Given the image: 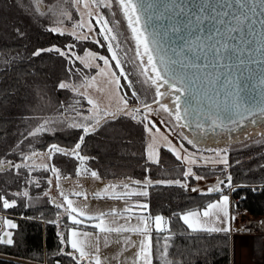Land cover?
Here are the masks:
<instances>
[{
  "label": "trees",
  "instance_id": "obj_1",
  "mask_svg": "<svg viewBox=\"0 0 264 264\" xmlns=\"http://www.w3.org/2000/svg\"><path fill=\"white\" fill-rule=\"evenodd\" d=\"M63 38L38 20L27 19L15 8L14 0H0V175H3L0 197L6 195L11 199V190L22 191L29 183L33 189H27L35 190L31 192L36 195H42L48 189L49 171L44 177V170L30 173L23 162L24 156L30 152L29 145L34 143L39 152L48 151L52 145L70 151L82 136L84 142L79 153L89 159V167L102 177L183 180L185 167L171 155L165 153L158 163L147 161L145 132L136 123L128 121L111 122L98 133L85 134L79 130L77 136L66 137L56 133L19 144L38 118L58 112L71 98L58 87L67 59L54 51L33 55ZM81 99L85 104V99ZM39 138L42 139L40 143L36 142ZM106 143L113 144L116 150H109ZM65 156L76 160L73 162L74 171H67L76 174L80 160L75 156L55 152L54 157ZM229 158L227 175L232 178L231 188L227 187V178L221 190L214 193H192L179 185L150 187L146 200L148 214L163 215L169 220L168 231L153 233L155 244L171 234L167 248L169 264H232L230 233L192 231L181 218L185 212L205 209L224 192L230 194L236 200V206L247 215L264 218V147H251L247 152L232 153ZM15 165H20L18 172ZM13 172L17 175L14 180L11 179ZM31 176L43 177L47 188L32 185ZM6 220L14 222L17 227L9 228L4 223ZM71 229L97 231L95 226L86 222L74 224L64 206L31 208L21 202L5 209L0 200V236L11 232L13 240L11 245L0 243V264H84L69 247ZM162 252L164 249L155 248L157 260L154 264H165L158 258ZM253 261L264 263L263 236L253 238Z\"/></svg>",
  "mask_w": 264,
  "mask_h": 264
},
{
  "label": "rangeland",
  "instance_id": "obj_2",
  "mask_svg": "<svg viewBox=\"0 0 264 264\" xmlns=\"http://www.w3.org/2000/svg\"><path fill=\"white\" fill-rule=\"evenodd\" d=\"M53 4H56L58 7H63L70 11L72 14V20H64L63 24H57L55 22V17H53L51 12L48 11V9ZM14 5L18 11H20L27 17V19L30 18L33 21L38 20L42 26L44 25L49 30L53 27H61L66 33H68L73 30L74 23L79 21L80 19L83 18L86 22L90 21L93 30L89 31V28L87 26L82 29H76L78 36H87V39H77L72 35L65 34L62 35L64 38L61 42L55 43L49 48L55 47L66 50V48H63V44L65 41H68L65 43V46L69 44L74 45L75 47L73 48V52L77 56L84 57L85 60L91 65L85 66V64H82L79 60H75V57H73L75 63L67 60L68 64L67 67H64L65 70L62 72L61 76L63 77V79L60 81V83L66 82L79 86L86 79L88 81H91V79L95 77V84L93 86L79 89V91L83 92L84 95H80L78 92L68 88L62 89L65 90L66 95H69L71 97L68 99L69 102L64 103V105L59 109L58 112H55L52 115H47L43 118H38V120H36L33 126L29 129V133L21 138L19 144L23 141L25 144L32 141L34 142V140L39 136H41V138L45 136L48 137L56 133H59L65 137L77 136L79 134V130L82 131L83 128L72 127V124H94V120L88 119V117L93 115V106L88 103V99L91 98L100 105L101 109H107V111L109 112L117 113L115 117L105 116V118L101 120V123L96 127L95 131H92L91 133H98L111 122H116L118 120H120V122L127 123L128 121V123H136L137 126L139 125V127L142 129V131L145 132L146 135L147 143L145 155L148 162H161L163 155L167 153L178 160V162H182L185 167L184 173L188 170V168H191L192 172L196 176L202 177V179L197 180L192 175H184L185 178L183 180H179L181 184L187 185V187L183 188L189 190L192 193L216 192H209L208 190L209 188L216 186L218 181H226L225 179L227 178L226 176H228L227 173L230 166V154L247 152L251 147H264L263 119H261L262 121H258L257 124H248L240 130L235 129L225 132H204V130H199L197 132H194L191 131L188 127H181L180 125L183 124L182 121L178 123L175 120L174 101L177 94L168 95L167 98H165L162 102V104H167L168 108L173 111L172 115H169L168 112L163 111L159 107V104L154 103V99L160 101L165 96L156 97L155 86L151 84V81H147L146 76L142 74V70L147 68L148 75L154 76V73H152L150 70L151 66L146 63L147 57L143 55V49H137V44L133 37V33L128 27L127 19L123 15V12L119 8L116 0H112L111 9L105 8L102 5L100 7H97L94 4H92L89 9H84L82 4L75 5L74 0H39V3L38 0H14ZM78 8L79 11H77ZM88 12H91V15H88ZM113 13L115 15H113ZM97 14H102L104 18L109 21L108 27L113 29L112 33L101 31L103 26L96 23ZM113 35H115L116 37L115 40L111 39V36ZM106 37H108V39H106ZM96 41H99V43H97ZM110 43L112 45L111 50H109ZM113 51L116 52L117 58L120 61L119 66H117L116 61L112 59ZM138 51L141 54L140 56L137 55ZM87 53H92L94 55L89 58L86 55ZM99 56L108 58L110 66L105 65L103 60L98 59ZM141 57H143V62ZM121 68L123 69V72H121ZM68 69H72V71L70 72ZM77 69H79V71H77ZM101 69H103L108 74L101 75ZM112 73H115V77L112 76ZM116 77H119L118 85L117 83H115ZM129 82H131V86H129ZM167 90V85L160 89L161 92H165ZM133 91L137 93V95L139 96V100L132 97ZM122 96L128 100V108L125 111L131 112L133 108H139V113L125 115L120 112L119 109L123 108V104L120 101V97ZM82 97L86 101L85 104H83V99H81ZM145 103L151 105L153 109L152 112H147L145 110L143 106ZM101 115H104V113L101 112ZM133 115L136 116V119L132 118ZM145 116H147V119H144ZM45 121H48V123L46 124V128L48 129L47 131H42L37 135H30V133L34 132L38 126H40L41 124H45ZM149 121L155 123V128H153L152 133H149L145 127V125H147L148 127H152V124H149ZM157 128L159 129L158 132L156 131ZM153 135L156 137V142L150 149L149 145L153 143ZM185 136L189 139H192L193 144H189L188 141L184 139ZM41 138L37 139L36 142L40 143L42 141ZM31 145L32 146H28L30 152L27 157H33V153H37L38 155L33 157L32 159H27V157L24 156L23 162L26 163V166L29 168L30 173L36 172V170H38L37 172L44 170V173L42 174V176L44 177V175H46L49 171V177L46 179L49 187L42 195H36L31 192L35 191L31 190L33 189V187L31 188L29 186V184L31 183H29L25 188L23 187L22 191H18L15 189L11 190L10 195L12 196V198L10 199L6 195L4 198L9 202L15 201V206L19 205L22 202L24 205L31 208L43 207L45 205H63L64 207H67V201L64 198L65 196H67L68 199H71L73 201V207H76L78 210H82L85 213H89L93 211L91 208L93 195L97 197V194H100L98 197H105L121 193L122 191H126V193H132L133 187L131 186V184L136 187H138L137 185L147 187L148 190L149 187L158 184L166 186L177 185L174 183L175 181H177L175 179H152L149 177L146 179L151 180L152 183L150 185H146L144 183L146 179L138 180L133 178H105L99 174L98 175L100 179L97 180L96 178L91 177L89 174V171H96L95 169L89 167L91 163L89 162V159H86L83 162H78V173H68L69 171H74L73 162H76L75 159L68 158L66 156L64 158H57L54 157L55 153L52 154L49 158L48 151L39 152L34 143ZM105 145L107 148H109V150L112 149L115 151V148H117L113 146V144L106 143ZM172 148H175L176 151L180 152L179 159L171 150ZM150 152L151 157L149 155ZM217 152H220L221 155L217 156ZM225 155L227 157V164L220 162L221 157ZM189 159H195L196 163H189ZM44 165H48V171L43 167ZM52 166H55V168L58 169V175L51 171ZM19 169L20 168H16V172H18ZM85 169H87L88 171H84ZM83 171L85 173H82ZM1 176L3 175H0V178H3ZM15 176L17 175H15V173L13 172L11 179L14 180ZM43 177L31 176L32 179H30V182H33L32 185L34 184L36 187L47 188L46 182L42 181ZM49 181H51V183H49ZM134 181H140L141 183L135 184L133 183ZM124 185H127L128 187L125 188ZM221 185L222 184L219 185L220 188ZM28 187H30L31 189H27ZM192 188H196L198 189V191L193 192L191 190ZM105 189H107V192L104 191ZM24 192H27L28 196H24ZM61 192L64 193L63 196L60 194ZM76 192L86 193L87 199L85 200L83 195H75L74 193ZM224 195H227L229 197L230 217L235 216L236 218L238 216L237 214L244 213H236L235 210H233L231 206L233 199L231 198L230 194L223 193L220 198H217L213 202H219ZM203 210L194 211L202 212ZM186 213L188 212L183 213L181 215V218ZM231 213L235 215H232ZM73 214L74 216L79 215V211ZM156 216L150 215V217L148 218V223L154 224V226L151 228L149 227V232L147 234L143 233L144 236L142 234L143 240L141 244H147L148 236L151 237L152 252H154L155 248H160V250L162 251L165 248V245H167V248L169 245L168 239H163V241L161 242L158 241L156 242V244L154 243L155 239L152 236L153 231H157L154 223V218ZM163 217L165 218V216ZM122 223L126 224V220ZM140 223H142V221H140L138 218H134L128 221V224L130 225H137ZM231 224L233 227L236 226L234 225V222H232V219L229 218L230 227ZM206 226L223 227L224 225H213L209 223ZM162 228V231H166L167 229H169V221H167L166 218L162 225ZM250 228V233H252L253 235L264 237V222H261V225H257V227L250 226ZM90 234L88 236L78 237V239L85 243L86 247H88L89 244H95L97 241V236ZM110 234L117 233L112 232ZM122 234H128V232H123ZM243 245L244 244L242 243L239 248L242 249ZM85 251L90 253V255L85 260V264H89V261L92 260V257L97 253L94 251V249L93 251H88V249L85 248ZM136 251L137 250L132 251V255L135 254ZM251 253L253 255V245ZM99 255L101 257L102 264H105L104 262L108 258V253L99 250ZM158 257L159 259H161L163 256L158 255ZM130 259L131 257L127 260ZM162 263H165L164 260Z\"/></svg>",
  "mask_w": 264,
  "mask_h": 264
},
{
  "label": "snow or ice",
  "instance_id": "obj_3",
  "mask_svg": "<svg viewBox=\"0 0 264 264\" xmlns=\"http://www.w3.org/2000/svg\"><path fill=\"white\" fill-rule=\"evenodd\" d=\"M119 8L122 10L123 15L127 19L128 27L131 29V32L133 33V37L137 44V49L142 48L143 49V55L147 57L146 63L151 66V72L154 73V76L148 75V69L145 68L142 70V74L146 76L147 81H151V84L155 86V96L156 97H164L166 95H172L173 91L176 93H181L183 95V101L181 100V95L175 96V120L179 123L180 121H189V118L195 114L197 111L193 108V103L196 100L197 96V86L198 82L200 80V77L197 75L196 72H193L191 75H189L187 69L194 68L199 69L200 68V52L203 51L205 53V57L207 56L208 52H212L214 55H221L222 52H226L229 50V45L227 43L222 42L221 40L217 39L215 43H208L207 41H201L199 37H196L195 39H186L184 37H181L182 40H184V44L181 46V52L182 53H192V57L185 56L182 60H171L169 57L165 55H161L159 58V65H162V67H159L156 61L155 53L165 51L161 48V40L159 39L160 33L152 26L150 23L151 20H153L157 15H159L161 18L164 17L165 13H172L175 16H179L181 14L185 13V8L182 7L177 0H167L166 3L159 4V3H152L150 0H116ZM39 3V0H38ZM237 3L239 4L241 9H247V11L255 12L256 8L259 7L260 9V15L264 16V0H252V2L246 3V0H237ZM75 5H83L84 9H89L92 4L96 5L97 7H100L101 5L105 8H112V0H74ZM196 7V6H194ZM209 7L208 5L201 4L197 7L196 11H193L192 9H188L187 12L191 14L192 17H195L196 20H201L203 17L199 15L198 13H203L206 8ZM211 12L215 13L216 15H223L227 17L229 15L228 11L219 12L217 11V7L215 5H211ZM225 7H231L230 4L225 5ZM49 12H51L52 16L55 17V22L57 24H63L64 20H72V14L70 11L63 7H58L56 4H53L49 9ZM79 11V8L77 9ZM44 14V13H41ZM88 15H91V12L87 13ZM113 15H115L113 13ZM234 19L237 22V25L242 24L244 20L248 19L247 12H241L239 15L234 14ZM96 23L98 25H102V32H108L112 33L113 29L108 27L109 21L104 18L102 14H97V20ZM221 24L224 23L223 20L220 21ZM261 24V32H260V51L264 52V19L260 20ZM85 26L89 28V31L93 30L91 22L85 21L83 18L79 21L74 23L73 30L71 32L66 33L63 28L61 27H53L50 29V31L58 33L59 35H72L76 37L77 39L84 38L87 39V36H78L76 29H82ZM238 26H234L228 29L229 32H238L241 31ZM170 31L172 33H181L183 31V27L179 24H173L170 28ZM219 30H217L218 32ZM108 39V37H106ZM112 40H115V35L111 36ZM99 43V41H96ZM219 45V47L217 46ZM74 45H66V50H62L60 48H48V49H41L37 50L33 55L39 56L41 52H53L55 51L60 56L65 57L67 60H70L72 63H75V60H79L82 64H85V66H91L84 57L77 56L73 52ZM112 45L109 44V50H111ZM89 58H91L94 54L87 53L86 54ZM137 55L140 56V52H137ZM73 57H75V60H73ZM98 59L103 60L105 65L110 66V62L108 58L99 56ZM112 59L116 61L117 66L120 65V61L117 58L116 52H112ZM143 62V57H141ZM219 62V61H217ZM207 67V65H204ZM70 72L72 69H68ZM79 71V69H77ZM121 72H123V69L121 68ZM101 75H107L103 69L100 70ZM112 76L115 77V73H112ZM111 82V81H110ZM115 83L117 85L119 84V77L115 78ZM95 84V77L91 79V81H88L87 79L81 83L79 86L75 84H69L66 82H61L58 87L60 89H71L73 91L78 92L80 95H84L83 92H80V88H86L91 87ZM165 85H167V91L161 92L160 89L163 88ZM129 86H131V82H129ZM132 97L139 100V96L135 91L132 92ZM211 99V98H210ZM120 101L123 104V108L119 109L120 112H122L125 115H132V113H139V108H133L131 112L125 111L128 108V100L125 99V97H120ZM154 103L159 104V107L165 111L168 112L169 115L173 114V111L168 108L167 104L160 103L159 100L154 99ZM88 103L93 106V115L88 117V119L94 120V124L92 125H77L72 124V127H82L85 134H88L89 132L95 131L96 127L101 123V120L105 118V116L115 117L117 115L116 112H109L107 109H101L100 105L94 101L93 99L89 98ZM224 107V114L221 116L219 113H215L216 119L213 120V125H217V121H219L218 126L221 128L226 127L225 121H230L232 123H239V121H236L232 117V110L234 109L237 115H240V109L243 107L244 111L247 113L255 114L257 109L252 107L251 105L244 104L241 105V103L238 100L233 99L230 103L229 100L225 99L223 102ZM181 105L183 106V114H181ZM144 108L147 112H152L153 109L151 105L145 103ZM101 112L104 113V115H101ZM259 114L261 116H264V104L259 106ZM133 119H136V116H132ZM144 119H147V116L144 117ZM48 121H45V124H41L38 126L34 132L30 133V135H37L40 134L42 131H47L46 124ZM255 123V121H253ZM149 124H152V127H148L145 125L147 131L149 133H152L153 128H155V123L152 121H149ZM181 127H188L190 126L189 123H185L180 125ZM197 128L201 127V125L197 122ZM156 131L158 132L159 129L157 128ZM188 141L189 144H193V140L189 139L188 137H184ZM153 143L149 145V148L151 149L155 142L156 137L152 136ZM84 142L83 136L80 138V141L75 145V147L72 150H65L63 148H60L56 145H52L49 149V158L52 154L55 152L62 153L64 155H72L75 156L80 161H84L88 159L85 156H81L79 154V149L81 147V144ZM176 157L180 158V152L176 151L175 148L171 149ZM37 153H33V157L37 156ZM151 157V152L149 153ZM217 156H220L221 153L217 152ZM33 157H27V159H32ZM189 163H196L195 159H189ZM224 164H227V157L226 155L221 157V161ZM14 167L19 168L20 165H15ZM46 170L48 169V165L43 166ZM51 171L53 173H56L58 175V169L55 168V166L51 167ZM84 171H88L85 169ZM90 176L93 178H96L97 180L100 179L98 173L96 171H90ZM185 176L192 175L195 179L199 180L202 179L200 176H196L191 168H188V170L184 173ZM231 176L229 175L227 177L228 184L227 187L231 188ZM51 183V181H49ZM135 184H140V181H134ZM146 185H150L152 182L151 180H147L144 182ZM172 183V182H169ZM177 185H180L181 187H187L186 184H181L179 180L174 182ZM224 181H218L217 185L209 188V192L212 191H220V184H223ZM112 187V186H110ZM125 188H127V185H124ZM193 192L198 191L196 188L191 189ZM107 192V189L104 190ZM62 196L64 195L63 192L60 193ZM77 196L83 195L85 200L87 199V194L83 192H76L74 193ZM137 195L147 196V191L136 193ZM24 196H28L27 192L23 193ZM100 194H97L99 196ZM125 195H131V193H125ZM67 201V209L70 210L71 213H77L79 211V216L83 217L86 215V213L82 210H78L76 207H73V201L71 199H68L67 196L64 197ZM119 198V197H115ZM0 200H2V206L5 209L12 208L15 206V201L9 202L7 199L0 197ZM58 207H63V205H57ZM136 207L147 211L148 205L147 204H138ZM132 209H126V211H131ZM112 215L123 217L122 213H110ZM105 214H101L98 219L100 222L95 225L96 228L100 230L102 233H123V232H136V233H145L147 234L149 232V223L148 219L141 216L138 219L142 221V226H126L128 223V220L130 218H126V225L125 226H116V227H110L105 224V221L103 219ZM93 217H88V219H92ZM210 218V219H209ZM229 218L234 220L235 216L230 217L229 213V197L227 195L222 196V199L219 202H213L207 206L202 212L199 211H192L184 214L182 216V219L184 223L188 226L189 229L192 231H206L208 233H225L229 234L232 231V228L229 226ZM71 219L74 224H81L83 223L82 220L77 219L76 216H71ZM165 221V218L163 216H156L154 218L155 228L157 231H162V225ZM203 221V222H202ZM4 223L7 224L9 228H16L17 225L13 223L10 220L4 221ZM213 224V225H224L221 226H206L207 224ZM237 231H240V229H237ZM84 236H88V233H84ZM12 233L8 232L5 233L4 236H0V243H6L11 245L13 243V240L11 238ZM78 232L73 229L71 230V239H70V245L73 250L79 253L80 258H87L90 253L85 251V243L78 239ZM6 237V238H5ZM94 251L97 253L95 256L92 257V260L89 261V264H102L101 257L99 255V246H95ZM71 255V253H70ZM162 256H167V245H165L164 252L162 253ZM139 259L143 260V264H152L151 259V237L148 236V243L147 244H141L140 245V252H139ZM165 264H169V262L165 261Z\"/></svg>",
  "mask_w": 264,
  "mask_h": 264
},
{
  "label": "water",
  "instance_id": "obj_4",
  "mask_svg": "<svg viewBox=\"0 0 264 264\" xmlns=\"http://www.w3.org/2000/svg\"><path fill=\"white\" fill-rule=\"evenodd\" d=\"M152 3L163 4L167 0H150ZM177 2L185 8V13L175 16L172 13H165L161 18L157 15L150 21L152 26L160 33L161 48L165 51L155 53L156 61L159 67V58L161 55L169 57L171 60H182L185 56L192 57V53H182L181 46L186 39H195L199 37L201 41L215 43L217 39L229 45V50L222 52L221 55H214L208 52L205 57L203 51L200 52V68L187 69L189 75L196 72L200 77L197 86V96L193 103V108L197 111L189 118V121H183V124L189 123L188 128L191 131L197 132H225L232 130L243 129L248 124H257L264 116L259 114V106L264 104V52L260 51V20L264 16L260 15L259 7L255 12L241 9L237 0H177ZM252 0H246V3H251ZM258 3V0H257ZM201 4L209 7L203 13H198L203 18L196 20L188 9L193 11ZM230 4L231 7H225ZM211 5L217 7V11H228L227 17L216 15L211 12ZM196 6V7H194ZM247 12L248 19L242 24L237 25L234 19V14L239 15L241 12ZM224 23L221 24L220 21ZM179 23L183 27L181 33H172L170 28L173 24ZM238 26L241 31L229 32L228 29ZM217 30H219L217 32ZM219 47V45H217ZM219 61V62H217ZM207 65L205 67L204 65ZM181 95L183 101V95ZM229 100V103L235 99L241 105L248 104L256 108L255 114L247 113L243 107L240 109L241 114L237 115L233 109L231 114L234 120L239 123L225 121L226 127L221 128L213 125V120L216 119L215 113L221 116L224 114V101ZM211 98V99H210ZM165 98L160 100V103ZM181 114H183V106L181 105ZM255 121V123H253ZM197 122L201 127L197 128ZM6 238V237H5ZM5 244V243H3Z\"/></svg>",
  "mask_w": 264,
  "mask_h": 264
},
{
  "label": "crops",
  "instance_id": "obj_5",
  "mask_svg": "<svg viewBox=\"0 0 264 264\" xmlns=\"http://www.w3.org/2000/svg\"><path fill=\"white\" fill-rule=\"evenodd\" d=\"M78 172H79V168L76 170V173ZM82 173H85V172L83 171ZM119 181H125V180H119ZM131 186L133 187L132 193L130 192L131 195H125L126 191H122L121 193H117L115 195H110V196H105V197H98V196L96 197L93 195L92 196L93 200L91 203V208L93 211L86 213V215L83 217L79 215H75V216H77V219L82 220L83 222H86L91 226H95L96 224L100 222L98 217H100V215L103 213L105 214L103 217L105 224L110 227L125 226L126 224L122 222L125 221L126 218H130L128 221L134 218H139L141 216L148 219L150 217V215L148 214L149 208L147 209V211H144L136 207V205L138 204L148 205V202L146 200L150 194V187L148 190L147 187H143L139 185H137L138 187H136L133 184H131ZM143 191H147L148 195L142 196V195L136 194V193L143 192ZM115 197H119V198H115ZM129 208H131L132 210L126 211V209H129ZM67 211L69 212V215L71 218V215H74V214L71 213L70 210L68 209ZM110 213H122L124 218H121L120 216L112 215ZM231 214L235 215L233 213ZM237 215L238 216L234 220H232V222H234V225L236 226L233 227L231 224V227L233 228H232V231L230 232L231 249H232V264H256L253 261V255L251 253V249L253 245L252 242H253V238L255 235L250 233L251 231L250 226L257 227V225H261V222H264V218L249 216L246 213H243V214L241 213ZM88 217H93V218L88 219ZM165 218L167 219V221H169L167 217ZM126 226H130V227L131 226H142V223L137 224V225H130L127 223ZM153 226L154 224H149L150 228ZM237 229H240V231H237ZM75 230L78 232L80 237L84 236L83 235L84 233H89V234L92 233L90 235L97 236L96 243L89 244V246L85 248L88 249V251H93L95 246L98 245L99 250H102L108 253V258L104 262L105 264H143V260L138 258L139 252H140V245L142 243L143 236H144L142 232L141 233L128 232V234H122V233L110 234V233H102L100 232L98 228H97V231H84V230H79V229H75ZM168 230L169 229H167L166 231ZM154 232H157V231H153V233ZM171 237L172 236L170 233L166 235V238L168 239V241L171 240ZM70 239H71V231L69 232L68 244H69L70 249L74 253H76L79 257V253L71 248V245L69 242ZM242 243L244 245L242 249H240L239 246ZM134 250H137V251L135 254L132 255V251ZM129 256L131 257V259L127 260L130 258ZM79 259L83 261L85 264L86 258L79 257ZM151 259H152V264H154L155 261L157 260V255L155 256L152 250H151ZM160 260L162 261L164 260V262L167 261L170 263L167 256L166 257L163 256Z\"/></svg>",
  "mask_w": 264,
  "mask_h": 264
},
{
  "label": "built area",
  "instance_id": "obj_6",
  "mask_svg": "<svg viewBox=\"0 0 264 264\" xmlns=\"http://www.w3.org/2000/svg\"><path fill=\"white\" fill-rule=\"evenodd\" d=\"M225 194L227 193V192H224ZM233 199V198H232ZM236 200H232V208H233V210H235V212L236 213H241V212H243L242 211V208L241 207H239V206H236Z\"/></svg>",
  "mask_w": 264,
  "mask_h": 264
},
{
  "label": "flooded vegetation",
  "instance_id": "obj_7",
  "mask_svg": "<svg viewBox=\"0 0 264 264\" xmlns=\"http://www.w3.org/2000/svg\"><path fill=\"white\" fill-rule=\"evenodd\" d=\"M172 94H176V92H174V91H173V93H172ZM167 96H168V95H166L164 98H167ZM263 120H264V119H263Z\"/></svg>",
  "mask_w": 264,
  "mask_h": 264
}]
</instances>
